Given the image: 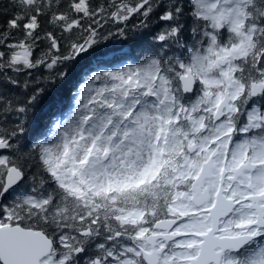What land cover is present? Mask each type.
<instances>
[{
    "label": "snow or ice",
    "instance_id": "6c2138e0",
    "mask_svg": "<svg viewBox=\"0 0 264 264\" xmlns=\"http://www.w3.org/2000/svg\"><path fill=\"white\" fill-rule=\"evenodd\" d=\"M0 264H264V0H0Z\"/></svg>",
    "mask_w": 264,
    "mask_h": 264
},
{
    "label": "trees",
    "instance_id": "16d2710c",
    "mask_svg": "<svg viewBox=\"0 0 264 264\" xmlns=\"http://www.w3.org/2000/svg\"><path fill=\"white\" fill-rule=\"evenodd\" d=\"M109 30L114 31L111 25L106 26L105 33ZM141 41L124 40L120 37L110 38L104 42L105 51L120 56L121 53H127L126 56L121 58L124 60H132L138 53L141 47ZM74 85L78 87L77 77L64 83L58 90H56L54 97L47 99L41 107L37 110L36 116L32 124V134H38L46 129L50 123L52 114L58 110V108H67L70 101V92L74 91Z\"/></svg>",
    "mask_w": 264,
    "mask_h": 264
}]
</instances>
